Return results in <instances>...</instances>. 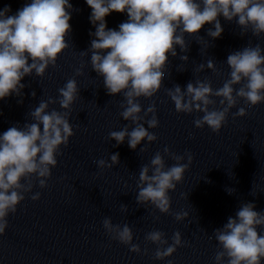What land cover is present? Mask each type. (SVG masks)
<instances>
[{
    "label": "clouds",
    "instance_id": "obj_1",
    "mask_svg": "<svg viewBox=\"0 0 264 264\" xmlns=\"http://www.w3.org/2000/svg\"><path fill=\"white\" fill-rule=\"evenodd\" d=\"M86 3L92 9L89 19L96 30L90 33L95 38L89 50L81 55L91 53V67L103 78L108 95H123L120 116L134 127L129 130V125H124L119 131L110 132L109 138L117 146L127 139L132 150L142 141L150 144L157 140L148 130L159 126L155 102L141 115L139 98L151 99L161 89L169 55L177 57V46L181 52L189 51L185 34L197 36L205 24H211L213 27L208 28L207 35L217 39L224 31L219 19L222 16L228 22L235 20L241 35L249 29L257 38L264 35V0H86ZM69 9H72L69 0H31L14 15L8 14L9 6L0 10V99L13 93L21 96L25 87L21 80L25 76L35 73L43 78L50 65L56 66L58 57L69 47L66 40L71 30ZM111 12L127 13V21L118 30L107 28L105 17ZM180 59L187 62L189 58L181 55ZM226 63L230 68L229 78L218 89H213L208 79L189 81L184 89L178 84L166 89L177 113H203L194 120L197 128L207 125L219 133L227 123L229 111L240 99L250 107L264 102V49L260 44L230 53ZM204 67L200 64L196 71H203ZM207 68L217 72L212 60L207 62ZM82 74L81 69H76V76ZM79 92L75 78L68 79L58 89L57 98L41 100L29 113L33 122L25 123L22 128L12 126L0 135V235L8 227L9 214H15L25 194L32 191L33 177L40 188L47 187V178L51 177V168L57 165L61 146L66 147L75 134L69 117ZM35 95L33 91L32 96ZM213 97L219 98V107ZM56 103L63 111L49 110ZM149 115L151 118L146 119ZM233 115L243 117L247 112L241 107ZM145 151L147 146L140 148V152ZM163 152L175 163L167 166L164 155L157 152L149 164L141 166L136 202L150 204L169 214V191L183 181L193 156L186 153L187 163H183L184 156L171 153L167 147ZM110 161L100 159L96 163L101 169L111 168L119 163V153L111 154ZM39 198L38 192L31 196L34 201ZM121 208L127 211L126 205L122 204ZM254 208L253 203L241 204L235 218L229 217L222 228L214 230L221 249L214 257L216 264H262L264 235L257 228L264 227V212ZM174 215L181 221L188 213ZM102 223L113 240L130 245L132 252H141L139 245L132 243L133 232L127 224L114 225L107 217ZM145 240L157 245L154 253L157 260L170 257L177 247L184 246L180 232L173 234L171 244L160 230L147 233Z\"/></svg>",
    "mask_w": 264,
    "mask_h": 264
}]
</instances>
